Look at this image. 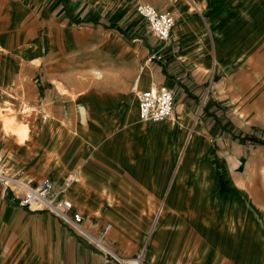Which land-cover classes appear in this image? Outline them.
<instances>
[{
  "label": "crops",
  "instance_id": "obj_1",
  "mask_svg": "<svg viewBox=\"0 0 264 264\" xmlns=\"http://www.w3.org/2000/svg\"><path fill=\"white\" fill-rule=\"evenodd\" d=\"M125 2L0 0V99L14 91L24 93L29 64L35 68L62 64L64 49L73 47L79 34L93 36V46L109 55L100 65L106 72L103 79L89 81L86 73L77 72L60 78L83 80L68 85L75 95L70 103L72 146L62 153L55 171L39 167L32 159L23 162L17 173L31 185L49 175L60 192L62 182L74 171L79 181L65 197L73 200L85 217L83 225L93 234L100 236L106 224L112 225L104 241L117 255L137 250L154 204L164 200L167 211L148 249L149 256L159 253L161 264L177 262L175 251L198 238L203 244L198 253L212 251L221 263L264 262V213L254 199L258 178L236 170L246 154L254 155L248 157L254 162L258 153L240 147L239 120L223 110L213 84L220 71L214 40L229 31L221 4L211 1L206 11L195 6L192 13L185 2L157 3L159 11L173 13L176 25L171 40L162 43L143 20L151 63L141 66L133 54L134 39L127 40L131 49L124 51L122 26L136 28L131 14L135 5ZM137 20L142 21L139 16ZM50 42L54 51L45 54ZM132 84L135 90L138 86L143 91L171 89L173 120L142 121L140 105L129 95ZM209 89L213 95L205 102ZM0 174L12 182V177ZM203 254L193 256L196 264H210ZM0 264L117 262L54 214L22 206L17 193L0 182Z\"/></svg>",
  "mask_w": 264,
  "mask_h": 264
},
{
  "label": "rangeland",
  "instance_id": "obj_2",
  "mask_svg": "<svg viewBox=\"0 0 264 264\" xmlns=\"http://www.w3.org/2000/svg\"><path fill=\"white\" fill-rule=\"evenodd\" d=\"M76 1L77 3L79 1L89 2L94 5H99L96 1H99L103 5H105V2L114 4L119 2L126 5L125 1L131 3V5H136L137 1H142L149 2L156 7L157 3H161L163 0ZM169 1L174 6L185 2L192 8V13L195 12L193 10L195 6L206 11L210 2L213 1V3L221 4L219 7L225 12L224 20L226 21V28L229 31L219 41L214 40L217 52L216 69L220 68V71L218 70L216 72L213 84L217 86L216 90L219 91V101L224 107L223 110L230 112L234 118L239 120L240 130L243 131L240 134V147L247 150L248 148L246 146H249L255 150V153H258L256 155L257 159H254V162H249L250 158H248L254 155L246 154L242 164L236 170L244 175L257 176L258 192L256 191L254 199L257 200V207L264 213V0H202L200 3L198 0ZM169 12L173 19H175L173 13L170 10ZM131 14L134 15L132 21L136 22L134 26L136 28L138 26V28L137 30L136 28L130 29V25H126L128 21L123 23L126 26H122L121 33L125 39L124 46L127 45L124 51L128 50V48L131 49V44L127 43V40L131 41L134 39L132 49L134 50L133 54L135 59H138L139 65L149 66L151 63L149 61L150 56L146 51L148 38L145 37L146 31L143 20L136 21L138 17L136 10L134 12L132 9ZM79 23L75 24L79 27L82 25ZM75 31H78V29ZM76 33L78 34L79 32ZM86 37V34H82L81 37L79 34L75 38L73 47L68 46L64 49L66 55L63 57V63L60 65L47 64L35 68L29 64V84L27 88L26 86L23 87L22 84L24 91L21 94L22 96L14 91L7 98L0 99V112H3L8 118L15 117L14 121L18 122V125L16 123L14 124V126L17 125L15 126L16 128L26 129V138L21 143L15 132H7L4 129V126H2L3 120L0 119V171H3L6 175L15 179H22L24 182L29 183V179L23 178L16 171L19 167H22L23 162L32 161L33 159L36 162L38 161L37 163L34 162V164L36 163L39 167L46 168L49 172L55 171V168L61 163L62 153L64 151L66 152L72 146L71 137L73 136V132L70 124L72 115L70 103L71 99L73 100L75 98V95L68 90V85L81 82L83 79L78 81L63 80L60 78L65 73L77 72L86 73L90 77L87 80L96 82L98 79H96L91 70H101L104 72L105 77V69H101L100 65L109 56L106 53H101L99 48L93 46L95 44L90 41L95 39L93 36L90 35L89 39ZM89 47L91 48L90 50ZM53 51V43L50 42L45 49V54L52 53ZM123 59L124 55L118 57L119 61ZM223 60H228L229 63L224 65L222 64ZM13 72H15L14 69ZM135 87V84L131 85L129 95L132 97V101L134 103L136 101L138 105L139 96L143 90L139 86L135 90ZM208 95L205 102L213 95L212 89H209ZM62 132H64L63 135ZM26 148L29 149L28 155L24 154ZM198 157L201 158L202 154L199 153ZM74 177L79 179L74 171H71L62 182V188L58 191H64L66 193L67 189L76 183L71 180ZM51 178L49 175H43L39 179ZM0 179L5 182L1 177ZM248 184L250 183H246V187L251 189L252 187ZM251 184L253 185L255 183L252 182ZM8 185L20 195V188L12 183ZM243 189L246 190V188ZM8 191L10 190L8 189ZM70 200L74 204L73 200ZM166 211L167 206L164 200L156 202L150 214L149 226L145 229L144 237L139 243L137 250L133 254L130 252H120L124 256H118L122 258H136L137 255L143 254L144 264H161L158 260L160 257L159 253L155 251L149 256L148 249L152 245V240L157 233L158 227L161 225ZM62 224L64 223L62 222ZM113 232L111 236H113ZM201 241L200 238L195 243L189 241L185 245L184 250H180L179 248V250L175 251L177 252V262L175 263L196 264L197 261L193 256L197 255L200 257L203 254L201 251L198 253V250H201L203 245ZM203 255H205L202 256L204 257L203 260H209L208 263L211 261L210 264H228L219 262L217 257L213 256L212 251L207 252L205 250ZM248 264H264V262L257 261Z\"/></svg>",
  "mask_w": 264,
  "mask_h": 264
},
{
  "label": "built area",
  "instance_id": "obj_3",
  "mask_svg": "<svg viewBox=\"0 0 264 264\" xmlns=\"http://www.w3.org/2000/svg\"><path fill=\"white\" fill-rule=\"evenodd\" d=\"M135 10L137 15L146 21L151 35L157 41L165 43L171 40L176 21L169 11H159L150 3L140 1L136 2ZM96 73L98 74L99 72ZM208 94L209 90L205 93L204 100ZM139 105V115L142 121L161 122L167 120L174 111V93L166 87L142 91L139 96ZM0 182L16 195V191L8 185L9 182L6 180L4 182L1 179ZM10 183L21 189L20 195H17L22 206L31 211H47L54 214L66 226H69L79 236L87 240L107 258L113 259L118 264H144L143 254L137 255L136 258H122L112 251L110 246L104 241V238L109 235L112 229L111 224H106L100 236L89 231L83 225L85 220L83 214L74 208L72 201L65 197L64 191H55L52 179H44L35 185H31L22 179L13 178Z\"/></svg>",
  "mask_w": 264,
  "mask_h": 264
},
{
  "label": "bare ground",
  "instance_id": "obj_4",
  "mask_svg": "<svg viewBox=\"0 0 264 264\" xmlns=\"http://www.w3.org/2000/svg\"><path fill=\"white\" fill-rule=\"evenodd\" d=\"M91 72L95 75V77L98 79V78H104V72H102L101 70H98V71H96V70H91ZM96 72H99L98 74L96 73ZM61 84V83H60ZM58 85V84H57ZM63 89V88H62ZM66 89V88H65ZM74 96V95H73ZM174 112V111H173ZM3 114V112H0V119H2L3 120V123H2V126H4V129L8 132V131H13V132H15L17 135H18V140H19V142H21V143H23L24 142V139L26 138V129L24 128V130L22 129V128H16L15 126H17L18 124V122L16 121H14L15 120V117L14 118H8V117H6L4 114ZM173 113H172V115H171V120H173ZM17 124V125H15L14 126V124ZM22 126V125H21ZM22 129V130H21ZM28 131V130H27ZM17 138V137H16ZM178 164V163H177ZM177 167V166H176ZM4 175V174H3ZM0 176H2L1 174H0ZM6 176V175H5ZM71 178V177H70ZM72 181H74V182H78L79 181V179L77 178V177H74V178H72L71 179ZM13 181V180H12ZM161 215V214H160ZM159 215V216H160ZM152 232V231H151ZM192 253H193V251H192Z\"/></svg>",
  "mask_w": 264,
  "mask_h": 264
}]
</instances>
